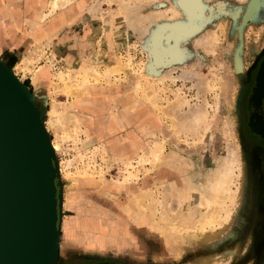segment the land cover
I'll return each instance as SVG.
<instances>
[{"label":"rangeland","instance_id":"374dc122","mask_svg":"<svg viewBox=\"0 0 264 264\" xmlns=\"http://www.w3.org/2000/svg\"><path fill=\"white\" fill-rule=\"evenodd\" d=\"M50 2L0 0V62L58 147L56 264H264V147L247 128L264 0H71L41 21ZM28 56L38 83L19 70ZM79 65L100 82L79 87ZM231 151L237 206L199 241L190 230Z\"/></svg>","mask_w":264,"mask_h":264},{"label":"water","instance_id":"95a60500","mask_svg":"<svg viewBox=\"0 0 264 264\" xmlns=\"http://www.w3.org/2000/svg\"><path fill=\"white\" fill-rule=\"evenodd\" d=\"M263 83L264 57L249 104ZM254 131L264 136L263 123ZM50 144L33 95L0 62V264H56L62 194Z\"/></svg>","mask_w":264,"mask_h":264},{"label":"bare ground","instance_id":"6f19581e","mask_svg":"<svg viewBox=\"0 0 264 264\" xmlns=\"http://www.w3.org/2000/svg\"><path fill=\"white\" fill-rule=\"evenodd\" d=\"M50 1H51L50 2V9H49L50 12L48 14L42 15V17H40L41 21L43 19L47 18L49 15L57 13L62 8H65L70 3L71 0H50ZM196 7H197V5H196ZM250 9H251V7H250ZM254 9H255V7H254ZM171 12L174 13L173 10H171ZM174 14H172V16ZM37 45H40V44H37ZM43 46L46 47V45H41L42 49L44 48ZM34 65H35L34 59L32 57L28 56L22 60L21 64L19 65V70L23 73V76H25L27 73H29V74L33 73L32 78H34L36 80V83H38L40 79L45 78V73L42 72L40 69L39 70L35 69ZM78 69L80 70V72L82 74V82H81V85L79 87L83 86L85 84L86 80H88V78H90L91 76L95 78V82H100L99 81L100 75L95 73V71H92V74H91L90 71L85 70L81 65H79ZM90 70H92V69H90ZM39 71H41V72H39ZM119 71L121 72V70H119V68H115V69H112L111 71H107V74L109 76V75H111L110 74V72H111L114 75L115 74L118 75ZM12 74H13V72H12ZM79 79H80V77H79ZM114 81L116 82V80H113V82ZM263 85H264V83H263ZM211 89H213V88H211ZM260 90L262 91V89H259V92H260ZM207 91H208V89H207ZM64 92L66 93V95H68L70 97L75 95L73 93L74 92L73 88L70 86H67V88L64 89ZM254 105L257 108L261 107V106H259L260 104L258 102L255 103ZM261 109H262V107H261ZM166 115L170 118L171 117L174 118V121H175V117H173V115H170L167 113H166ZM254 118L258 123H262V118L259 116V114L258 115L254 114ZM64 122H65V120H64ZM51 123L53 124V120ZM51 126H53V129L55 127L56 128H58V127L62 128L61 127L62 122L60 119L57 118V122ZM251 127H252V121H251ZM58 133H61V131H58ZM50 147H51V150L54 152V154H55V151H58V147L56 145L50 144ZM173 159L174 158H172V161L170 159H168L170 161V164H172V162L174 161ZM238 161H239L238 160V153L231 151L229 154V158H228L227 162L223 166L222 173L220 175L219 180L217 181V183L214 186L211 187V189L209 190V192L205 198L206 199L207 212L205 214L201 215L200 217H198L197 226H195L194 229L190 230V233L192 234L191 236L193 238H195L199 241H208L210 239H213L215 237V235H217L216 232L218 230L219 231L223 230L224 227L226 226V223L231 219V216L234 212L232 210H234V209L231 210L228 207L229 206L228 203H231L234 206V208H236L239 193H240L239 187L237 188V193L233 192V186L235 185V178H234L235 172L237 169L238 170L241 169V166L238 165L239 164ZM69 230L71 231V226L68 227V231ZM73 230H74V228H73ZM186 235H188V234H186ZM67 236L68 237L70 236L69 233L67 234ZM197 264H200V263H197ZM201 264H210V262H202Z\"/></svg>","mask_w":264,"mask_h":264},{"label":"flooded vegetation","instance_id":"af4514ba","mask_svg":"<svg viewBox=\"0 0 264 264\" xmlns=\"http://www.w3.org/2000/svg\"><path fill=\"white\" fill-rule=\"evenodd\" d=\"M263 57H264V55L262 56V58L260 59L258 65H257L255 74L253 76V86L251 87V92H250V94L248 96L249 112H248V119H247V128H248V132L250 133V135L252 136V138H255L259 142V144L263 145V147H264V136H262L260 133L254 131V130H251V128L248 126V122H249L250 117H252L253 114H256V115L259 114V116H261V118H262L263 129H264V108H263L264 96L262 97L261 102H260V105H259V106L262 107V109H261V107L255 109V107H253L252 104H249V97H250V95L252 93V88L255 85V76H256V73L258 71L259 65H260Z\"/></svg>","mask_w":264,"mask_h":264},{"label":"crops","instance_id":"0c3cea01","mask_svg":"<svg viewBox=\"0 0 264 264\" xmlns=\"http://www.w3.org/2000/svg\"><path fill=\"white\" fill-rule=\"evenodd\" d=\"M74 244H76V241H74L72 238H69V242H68V245L71 247V246H73ZM120 244H122V242L121 243H119V245ZM132 244H134L133 242H132ZM111 246H106V247H104V249L105 248H110ZM97 249H99V248H97ZM121 257V256H120ZM129 257V256H128ZM126 259L127 260H129V261H135L136 260V257H135V254L133 255V258L132 257H130V259H128L127 257H126ZM135 259V260H134Z\"/></svg>","mask_w":264,"mask_h":264}]
</instances>
